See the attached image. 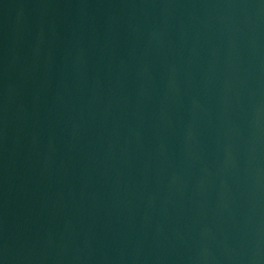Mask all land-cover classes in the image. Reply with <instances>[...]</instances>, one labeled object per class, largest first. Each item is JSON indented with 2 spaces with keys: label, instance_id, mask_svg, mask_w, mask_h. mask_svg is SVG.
Returning a JSON list of instances; mask_svg holds the SVG:
<instances>
[{
  "label": "water",
  "instance_id": "obj_1",
  "mask_svg": "<svg viewBox=\"0 0 264 264\" xmlns=\"http://www.w3.org/2000/svg\"><path fill=\"white\" fill-rule=\"evenodd\" d=\"M0 264H264V0H0Z\"/></svg>",
  "mask_w": 264,
  "mask_h": 264
}]
</instances>
